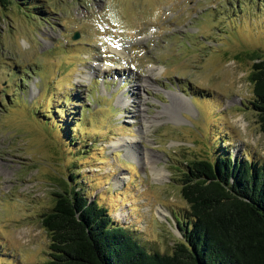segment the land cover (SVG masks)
I'll return each mask as SVG.
<instances>
[{"label":"rangeland","instance_id":"374dc122","mask_svg":"<svg viewBox=\"0 0 264 264\" xmlns=\"http://www.w3.org/2000/svg\"><path fill=\"white\" fill-rule=\"evenodd\" d=\"M254 53L264 0L0 6V264H50L42 221L61 186L173 254L190 220L188 160L213 158L222 140L235 160L264 164L253 62L238 59Z\"/></svg>","mask_w":264,"mask_h":264},{"label":"trees","instance_id":"16d2710c","mask_svg":"<svg viewBox=\"0 0 264 264\" xmlns=\"http://www.w3.org/2000/svg\"><path fill=\"white\" fill-rule=\"evenodd\" d=\"M21 1L25 5L30 0H0V6L7 10ZM263 55L238 59L253 62L252 105L264 135ZM61 127L69 139L72 124ZM221 143L213 158L188 160L178 180L190 220L180 228L184 226L183 240L173 254L146 250L83 190L61 186L53 194L54 208L42 221L51 239L50 264H264V164L235 160Z\"/></svg>","mask_w":264,"mask_h":264},{"label":"bare ground","instance_id":"6f19581e","mask_svg":"<svg viewBox=\"0 0 264 264\" xmlns=\"http://www.w3.org/2000/svg\"><path fill=\"white\" fill-rule=\"evenodd\" d=\"M115 52L118 53V54H121L119 52V50H117V49L115 50ZM128 156H129V159L132 160V161H135V162H139L140 161L138 159V157L135 156V153L131 149H129V151H128ZM126 180H128V177L125 178V177L119 176V177L115 178V181H114L115 186H119V184L124 183ZM119 216H121V214Z\"/></svg>","mask_w":264,"mask_h":264},{"label":"water","instance_id":"95a60500","mask_svg":"<svg viewBox=\"0 0 264 264\" xmlns=\"http://www.w3.org/2000/svg\"><path fill=\"white\" fill-rule=\"evenodd\" d=\"M77 39H79V34L78 33H76V35L74 37V40H77Z\"/></svg>","mask_w":264,"mask_h":264}]
</instances>
